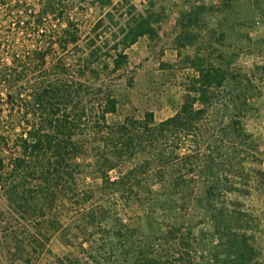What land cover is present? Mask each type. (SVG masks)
I'll use <instances>...</instances> for the list:
<instances>
[{
    "label": "rangeland",
    "instance_id": "rangeland-1",
    "mask_svg": "<svg viewBox=\"0 0 264 264\" xmlns=\"http://www.w3.org/2000/svg\"><path fill=\"white\" fill-rule=\"evenodd\" d=\"M50 1L21 0L37 13ZM16 2L0 0L1 62L35 46ZM125 2L155 32L126 49L120 70L110 61L84 78L111 87L117 110L76 137L70 182L21 189L27 202L0 188V264H264V0ZM109 8L72 3L81 45L95 26L114 43ZM198 68L213 80L202 112L165 124L199 97Z\"/></svg>",
    "mask_w": 264,
    "mask_h": 264
},
{
    "label": "trees",
    "instance_id": "trees-1",
    "mask_svg": "<svg viewBox=\"0 0 264 264\" xmlns=\"http://www.w3.org/2000/svg\"><path fill=\"white\" fill-rule=\"evenodd\" d=\"M74 1H50L38 13L29 10L27 2H16L24 9L21 14L27 19L21 23L35 46L28 53H14L10 63L0 61V88H8L5 102L11 117L5 120L0 108V188L12 202L29 201L30 195L21 189L60 187L70 182L77 166L73 160L81 152L76 137L95 123L106 126L107 115L117 110L111 87H97L84 78L97 74L99 67L109 69L110 61L113 71L120 70L129 63L126 49L141 36L155 32L149 17L134 13L130 2L127 7L126 0L114 6L112 0H93L110 7L106 19L118 29L113 33L114 43L101 42L95 26V34L81 45L82 23L70 11ZM66 2L68 7L56 8ZM47 19L58 22L60 29L48 34L40 28ZM104 22L105 18L101 19L100 23ZM197 70L200 76L192 92L199 97L188 95L181 111L165 124L179 122L184 126L186 114L196 117L202 112L195 104L204 102L205 89L213 80L210 71ZM97 78L100 80L99 75Z\"/></svg>",
    "mask_w": 264,
    "mask_h": 264
}]
</instances>
